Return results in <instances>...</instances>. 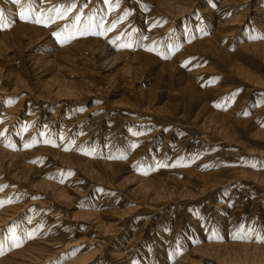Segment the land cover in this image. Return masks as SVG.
<instances>
[{
    "label": "bare ground",
    "instance_id": "6f19581e",
    "mask_svg": "<svg viewBox=\"0 0 264 264\" xmlns=\"http://www.w3.org/2000/svg\"><path fill=\"white\" fill-rule=\"evenodd\" d=\"M83 1L21 0L20 4H13L12 0H0L1 8L3 7L0 10L3 11L8 20L12 21L9 27L0 30L1 56H7L10 52L15 54L19 52L20 48H30V46L42 43L41 47L44 50L39 49L37 50L38 52L31 53L28 60L32 62L31 64H35L36 69L40 73L45 72V68L48 66L52 68L54 64L52 68L54 70L49 79L43 80V74L37 77V80L41 82V90L48 91L49 94L53 95L54 100L66 98L68 102L73 101L72 107L74 110L83 100L94 96V92H96V95L99 93H105L106 95V93H110L111 88H114L117 89V92L122 91L119 99L117 97L116 101L118 103H124V105L132 107L133 110H140L142 113H147L148 110L153 109L154 111H151L155 112L159 123L171 125L163 142L170 136L172 129L180 132V138L177 140L174 149L179 146L183 148V144L185 147L187 141H189L188 136L184 134L186 132L185 129L187 127L190 128L192 123L194 126L192 131L195 132L197 130L201 132L197 134L200 137L199 141L202 143L213 146L214 143L224 144V148L209 155L210 157L218 158L215 162V164L219 163L217 166H211L212 164L210 167L205 166L203 160L209 157L205 156L191 166L189 165V168L183 169V172H185V177L183 178L173 175L160 176V173H157V171L147 176H127V181L128 179L135 180L136 187L134 188V192L141 194V197L137 201L139 207L135 206L134 209H148L152 212H155L160 205L169 204L174 199L185 201L188 204L189 202H194L198 197H201L202 201L203 197L206 198V196L209 197L213 193H217V196H220L221 199L216 200L213 204L217 210L215 211V225L217 226V230L215 231L220 237L225 234L226 229L232 231L235 229L236 231L238 227L235 228V220L233 219H237L239 216L242 210V202L237 199L236 204L226 214L229 208H226L229 197L227 196L226 199L222 198L223 192H221L224 190L225 185L233 182L240 184L243 187V192L253 188L256 191V199L264 198V195L259 192L261 190L264 191V163L260 162L261 164L249 167L250 165L247 166L248 163L237 165L239 162L228 159V156L226 157L227 145H232V148L239 147L243 151H258L259 155H264V150H260L261 147L264 148V102H260V99L264 96V0H129L130 5L126 11V0H123L122 4H119L117 0H111L109 3L104 2L105 0H99V6H97L96 10H88L92 6V2L89 1L86 9L77 13L78 6ZM70 5V10L64 12L63 18L57 15L56 12L50 11L56 7H60L63 11V9L68 8ZM253 7L255 8L253 9ZM36 8L37 11L34 13L33 18L40 19L41 23L25 22L19 19L18 13L20 11L36 10ZM252 13L254 14L250 16ZM99 14L102 15L101 18ZM192 15L193 18L191 17ZM77 16L80 17L78 26L73 23ZM45 24H47V27L44 26ZM113 24H115L114 28L112 27ZM85 29H87V34L82 35L81 33L85 32ZM109 29L111 30L109 31ZM98 32H102L103 34H91ZM54 33L57 35H54ZM139 38L144 40L142 47L140 44L138 46L141 48H138L135 44ZM56 39L60 40L59 44H54V40ZM52 45H56L57 49L55 51H50V47H54ZM109 45L111 46L110 48ZM124 45L130 46L124 47ZM108 49H112L111 54H113L114 62L120 60L122 66L108 76L109 79L106 80L108 89H105L98 81V84L95 83L96 79L94 76L97 74L99 66L106 61L103 62L107 56L100 57L104 56ZM148 49H151V51ZM184 64H187L185 68L183 67ZM72 67L75 68L72 69ZM66 72L71 73V75L75 74L77 77L75 79L73 77L69 78L65 76L67 75ZM13 73V77H11V73L7 74L8 80L11 77L13 81V90H17L21 86L26 87V76L22 72L21 74L19 72ZM136 84L142 86L136 89ZM92 88H94L93 92ZM126 93L131 95L125 98ZM2 97L3 92H0V101ZM252 97H255V99L252 103H248ZM25 98L29 99L30 95H26ZM134 98L137 101L133 100ZM23 99L22 97L19 102H23L25 100ZM29 101L28 104L30 103ZM19 102L12 107L5 105L0 108V127L2 124L13 122L22 105ZM192 107L195 108L194 112ZM91 109H94V107ZM248 110L251 112H248ZM60 111L62 115L63 113L66 115L68 109ZM33 112L31 111V113ZM88 112L89 110L85 111L82 115ZM38 113L40 112L38 111ZM54 117L52 119L53 128L55 123L59 122ZM79 118L80 116L77 117V119ZM185 118L188 119L187 124L183 122ZM77 119L76 122L74 121L75 123L70 124V127L80 124L81 120ZM82 119H84V116ZM73 120L70 121L73 122ZM153 120L141 117L138 123H144L141 127H148L149 124L147 123L153 122ZM68 124H66L67 127H69ZM89 124L86 126L89 127ZM79 127L82 128L81 126ZM87 127L86 129H89ZM153 131L151 134L146 133L147 131L141 133L140 137L134 138L132 142L136 145L138 144L136 143L138 140L146 139L140 144H144L145 148L149 147L152 137H154L153 135L157 132L156 130ZM29 132L30 130L24 131L22 138L20 137L21 144L27 138H30ZM84 138L85 135L84 137L80 136L78 140H75V145L81 143ZM248 140L258 141V143L249 144ZM2 142H4L3 138L2 140L0 139L2 167L5 164L6 168H13L14 172L11 178H16V180L22 176L36 177L34 176L35 166L29 163V161L32 160L31 158L34 155L41 153L42 155L43 153L52 154L54 160L60 162L56 164L57 166L60 165L65 169H76L80 173L71 174L66 182L59 186H55L56 183L52 184L38 175L40 178L36 183L44 184L45 186L42 185L44 187L47 186L50 189L47 192L50 196L47 197L48 200L46 198L45 203L43 201L34 202L37 204L34 210L36 213L35 217L28 213V216L26 215L27 217L25 216L24 219H22L23 216L19 218V221L17 220L18 224L15 233L21 238L19 247L11 246L10 233L6 235L1 233L0 245H2V248H0V264H40L46 259L45 256L52 253L51 246L54 245V234L51 232L45 233L51 221L57 222L56 229H62L64 225H67L66 221H70V223L72 221L76 223L84 221L86 223L87 221L89 226H86L87 230L85 232L92 231L88 229L98 230L104 239L103 245H107L113 239L116 227L131 213V210L108 209L109 211H103V209L102 211H98L80 209L73 213H65L63 210L66 206L65 204L73 198L71 195L77 193V191H74V181L79 179L81 173L88 175L90 178H97L99 181L106 180L112 183V180H115L119 175L122 166L139 156H135L136 154H134L136 153L134 151L137 149L133 150V154L125 162L121 160L107 162L105 160L93 159V157L92 160L83 159L74 151V145V148L72 147L74 150L71 149L65 152L60 149L61 143L58 146L59 148L51 149L43 144L41 140L39 142L40 144L42 143L40 146H28L26 142L24 144L27 145L26 147H21L19 150H10L7 147L1 146ZM178 143L180 144L178 145ZM77 145L76 147H78ZM255 146L259 148L255 149ZM163 149L161 152H163ZM230 152L232 156H235V151L230 150ZM158 159L159 157H157ZM93 164L97 166V169L93 168ZM54 165L52 166L54 167ZM4 179L6 178H3V181ZM191 179L197 183H194ZM17 181L19 182V180ZM112 184H115V182ZM18 185L19 187L23 186L20 183ZM193 185L196 188L195 191L191 189ZM234 186H232L231 191L235 190ZM5 187V190L0 188L3 189L1 190L0 197L4 193H8V191L12 192L18 189V187ZM20 191L22 192V190ZM10 196L12 197L13 195L11 194ZM22 197L24 198L25 196L23 195ZM23 198L20 197V199ZM7 200L6 202H8ZM48 201L54 203L52 205V212L49 214L51 220L49 219L46 225L40 226L41 218L47 217L43 216L45 213H48ZM11 202L8 203L11 204ZM183 204L180 206H183ZM254 204L251 205V214H249V218L247 219L249 221L247 222L248 226L241 229V232L236 231L233 233L230 231V236L222 240L221 238H204V242L200 245H187V252L179 244L175 246L168 242L165 247L160 248L158 257L148 254V260L146 258L147 249L141 247L142 253L135 257L138 261L137 264H154L155 261L157 262L156 264H199L202 261L206 262L208 260L211 261L210 264H264V243L258 242V236L255 235L259 229L260 219L256 218V221L252 220L255 210ZM16 205H18V202L15 205L13 204V206L7 204L0 207V232L2 231L1 227L12 221L14 213L19 212L20 208ZM24 206L26 204L21 209ZM171 211H174V206L171 208ZM101 214L108 215L110 218L104 221L100 217ZM187 216L189 222L194 226L195 232L198 234V231H201V229L196 226V222L198 221L196 215L187 214ZM148 221L149 219H146L143 223H148ZM252 225L254 226L252 227ZM19 226L18 230L17 227ZM13 229L15 230V228ZM154 231L155 233L158 232L156 228H154ZM55 234L57 235V232ZM127 234H129V231ZM29 235L32 238H28ZM141 235H135V233L132 236L130 235L131 237L128 238V244L125 247L120 246L123 240L119 243L113 242L114 247L109 249V257L119 260V264H131L130 262L132 261L129 260L132 258H128L129 251L127 247L130 244H136L135 242L138 243ZM261 237H264V235ZM64 243L66 242H63L62 245ZM79 252L72 254L62 264H88V261L95 255L92 252L85 255ZM103 257L105 258V256ZM108 261L110 262L111 259ZM112 262L110 263L112 264Z\"/></svg>",
    "mask_w": 264,
    "mask_h": 264
},
{
    "label": "rangeland",
    "instance_id": "374dc122",
    "mask_svg": "<svg viewBox=\"0 0 264 264\" xmlns=\"http://www.w3.org/2000/svg\"><path fill=\"white\" fill-rule=\"evenodd\" d=\"M89 1L92 2V4H91L92 6H90L88 10H90V11L96 10L97 6H99L98 5L99 0H84L82 3L79 4L76 12L80 13L81 11L86 9V6H87ZM110 1L111 0H109V2ZM117 1L119 2V4H122L123 0H117ZM74 2H76V0H74ZM104 2H106V0ZM109 2H107V3H109ZM126 2L127 3L125 5V11L128 9V6L130 5L129 0H126ZM2 8L0 5V9H2ZM254 8L255 7H253V9ZM36 10H37V8H36ZM96 13H97V11H96ZM253 14L254 13L250 14V16H252ZM99 15L101 18L102 15L101 14H99ZM191 17L193 18V15ZM53 37H55V36H53ZM130 39H131V37H130ZM59 42H60L59 39L54 40V44H59ZM143 42H144V40L142 38H139L138 41L136 40L135 44L137 47L139 46V44L142 47ZM41 45H42V43L39 45L30 46V48H20L19 52L15 53V54L14 53L12 54L10 52V53H8L7 56H4V57H2L0 54V57H2V58H0V92H3V97L1 98V101H0V108L2 106H5V105L8 107H12L13 105L15 106L22 99V97L25 99V100L23 99L24 100L23 102H19V103H22V105H21L22 109L20 108V110L18 111V114L15 116L16 120L14 119L13 122H11V123H6V124L1 125V127H0V139L2 140V138H3V141H4L1 143V146L7 147V149H10V150L11 149L12 150H17V149L19 150V149H21V147L24 148L27 145L33 146V147L37 146V145L40 146L42 143L40 144L39 142H41V140H42L43 144H45L47 147H50L51 149L59 148L58 146H60V143H61L60 149L65 151V152H68V150L73 149L75 146V148H74L75 150L74 149L73 150L76 153H78V155H80V157H82L83 159H86V160L87 159L92 160V157H93V159L105 160L107 162H111L114 160L115 161L121 160L122 162H125L128 160V157H130L133 154L132 152L134 149L135 150L137 149L136 151H134V152H136V153H134V154H136L135 156H138V155L139 156L137 158L136 157L133 158L131 162L129 161L130 163L128 162L124 166H122V169H121L119 175L115 178V180H112V183L115 182V184H112L111 182H107L106 180H104V181L100 180L99 181L97 178H95V179L90 178L88 175H86V174L84 175L83 173H81V175L79 176V179L77 181H74L75 182L74 183V186H75L74 191L75 192L77 191V193H74L71 195L73 198L69 202H67L65 204L66 206L64 207L63 212H65V213H67V212L73 213L74 211H77L80 209L81 210L93 209V210H98V211L99 210L102 211L103 209H104L103 211H106V210L109 211V210H115V209L116 210L117 209L118 210L119 209L131 210V213L129 215H127V217H125L116 227L115 235H114L113 239H111L109 241L110 243L108 242L107 245H103L104 239L102 238V235L96 229H88V230H92V231L91 232L90 231L85 232V230H87L86 226H89L87 221H86V223L84 221L79 222V223H76L73 221H72V223H70V221H66L67 225H64L65 227L63 226L64 228L62 227V229L59 228L62 230V232H61V230L56 229V225H57L56 223L57 222L51 221L52 224L50 223V225L47 227L48 230L46 229L47 231H45V233L51 232L52 234H54V236H53V238H54L53 244L54 245L51 246V250H52L51 252L53 254L51 253V254L46 255L45 256L46 259L43 260V261H45V260L46 261L45 262L42 261L40 264H62L68 259V257H70L72 254L79 252L80 250H82V251H80L79 253L82 255H85V254H88L91 252H92V254L95 253V255H94L95 258L93 256L90 259L91 261L90 260L88 261V264H90V263L91 264H93V263L94 264H101V263H105L106 261L107 262L105 264H109L112 261H113L112 264H117L120 261L109 257L110 256L108 253L109 249L114 247L113 242L119 243L121 240H123V241H122V244L120 246L125 247V245L128 244V242H127L129 240L128 238H130L134 233H135V235H137V234H139V235L142 234V235L140 236L138 243L135 242L136 244L133 243V244L128 245V247H127V250L129 251L128 252L129 253L128 258L129 259L132 258L129 260V261H132V262H130L131 264H137L138 261H137V258H135V257H137L138 255H140L142 253L141 249L143 247H145L147 249V255H146L147 260H148L149 255H153L155 257H158V255L160 254V250H161L160 248L165 247L168 244V242L172 243L175 246H177L179 244V246H181L182 249H184L186 251L187 245L197 246V244L200 245L201 243L204 242L205 239H209V238L210 239L221 238V240H222L223 238L230 236V234H229L230 231L233 233H235L236 231L241 232L242 231L241 229L245 228V226H248L247 222H249V221H247V219L249 218V214H251L250 210H251V205L253 203H255L254 204L255 210H254V212L252 211L253 212V219L252 218L251 219L255 220V221L257 220L256 218L260 219L259 229L255 235L258 237L259 236L261 237L262 235H264V232H263L264 231L263 230V226H264V198L256 199V191L253 188L250 189L249 191L243 192V187L240 184H237L234 182L229 183V185L228 184L225 185V187L223 188L224 190H222L221 192H223L222 198L226 199L227 196L229 197L228 203H227L228 206L226 207V208H228V207L229 208L227 209L228 211L226 214H228L230 208H232L233 205L236 204L237 199H239L240 202H242L241 203L242 210L240 211L239 216L237 217V219H233V220H235V224H234L235 228L236 227H238V228L236 229V231H235V229L233 231L230 229H226L227 231L221 237L219 235H217V233L215 231V230H217V228H216L217 226L215 225V222H216L215 221V216H216L215 211H217V210L215 209L213 204L216 200L221 199L220 196H217V193H213V195L209 196L211 198H209L208 196H206V198L203 197L202 201H201V197H198V198H196L197 200L195 199L194 202H189L188 204L185 201H180L179 199H174L169 204L167 203L168 205L167 204H162V206L160 205L159 208L155 210V212H152L148 209H146V210L141 209V208L140 209H134L135 206L139 207V204L137 203V201L141 197V194L139 192H134V188L136 187V183H135L136 181L135 180L133 181L131 179H128V181H127V176L128 177L134 176V175L135 176H139V175L147 176L151 173L158 171L157 173H160V176L173 175V176H176L178 178H183V177H185L184 176L185 172H183V169L189 168V165L191 166L193 163L200 160V158L205 157V156H209L210 154H212V152H217L218 150H221L222 148L225 147L224 144L214 143V146H213L210 144L208 145L207 143H205V144L202 143L201 141H199L200 137L197 134L199 131H197V130L195 132L192 131L194 129L193 128L194 126L192 123L191 124L192 126H190V128L187 127L188 129L187 128L185 129L186 132L184 134L188 136V140H189V141H187L185 147L183 144V148H182V146H179L178 148L174 149V147L176 146L177 140L180 138V132L172 129L170 136L167 137V140L165 142H163L165 135L167 134V132L171 128V125L170 124L168 125L167 123H166V125L165 124L162 125L161 123H159L157 121L158 117L155 115V112H152V111H154L153 109L148 110L147 113H145V112L142 113V112H140V110L137 111L136 109H134L135 110L134 111L132 107L124 105V103H122V104L118 103L116 100H117V97L119 99V96L122 93V91L117 92V89H114V88L110 89L111 94L106 93V95H105V93H103L104 94L103 95L102 93H99L96 95V92H94V94H95L94 96L83 100L78 106H76V109L74 108V110L72 107L74 104L73 101L68 102V100L66 98L65 99L67 101L64 98H62L61 100L60 99L54 100L53 95L49 94L48 91L41 90V87H40L41 82H39L37 80V77L39 75H42V74H43L42 75L43 80L49 79L52 76V72L54 70L52 68H53L54 64L52 65V68H50L51 66H48L45 68V72L43 71L40 73L39 70L36 69L35 64L34 63L31 64L32 62H30L28 60L31 53H34L39 49L44 50L41 47ZM52 46H54V47H50L51 48L50 51H55V49H57L55 47L56 45H52ZM110 47L111 46L109 45V48ZM141 47H138V48H141ZM157 51H158V49H157ZM111 53H112V49H108L107 53L104 56L100 57V58H103V57L107 56V57H105L106 59L104 58L103 62L105 60L106 61L102 65L99 66V68L97 69V72H96L97 74H95V76H94L96 79L95 83H97V81H98V83L102 84L101 86L105 87V89H108V86L106 85V82H107L106 80L109 79L108 76L113 74L116 69H118L122 66V62L120 60H116L114 62L113 54H111ZM1 64H2V66H1ZM186 66H187V64L183 65L184 68ZM74 68L75 67H72V69H74ZM13 72H19L20 74L22 72V74H24L26 76L25 77V78H27L26 79L27 80L26 81V87L23 86L24 87L23 88L21 86L20 88H17V90H13L14 85L12 83L13 81L11 80V77L14 76ZM46 72H47V74H46ZM68 72H70V71H68ZM10 73L12 76L8 80L7 74H10ZM65 76H67L69 78L73 77V79H75L77 77L75 74L71 75V73H67V75H65ZM136 85H137L136 89L138 87L142 86L140 84H136ZM34 88H35V90H34ZM26 89H27V91H26ZM91 90L93 92L94 88H92ZM28 91L31 93H29ZM26 95L27 96L30 95L29 99H31V101H29V99H26L27 97L25 98ZM130 95L131 94L126 93L125 98L129 97ZM254 99H255V97H252V99H250L248 101V103L249 102L252 103ZM133 100L137 101L136 98H134ZM8 101H12V103L9 104ZM28 101L30 102L29 104H28ZM260 102H262V103L264 102V96H262V99H260ZM58 106H60V107H58ZM69 107H71V108H69ZM93 107H94V109H91ZM62 109H68V112H66V115H64V113L62 115V112L60 111ZM192 109H194L193 110V112H194L195 108L192 107ZM87 110H89V112L87 113L88 115L87 114L82 115ZM31 111H34V112L31 113ZM38 111L40 113H38ZM69 112H70V114H69ZM136 112H139V113H136ZM248 112H251V111L248 110ZM29 113H31V114H29ZM36 113H37V115H36ZM101 113L104 115H102ZM27 114H29V115H27ZM32 114H33V116H32ZM100 114H101V116H100ZM189 115H188V117H189ZM79 116H80V118L77 119V117H79ZM83 116H84V119H82ZM53 117L56 118L57 121L60 122V123L56 122L54 128L52 127ZM141 117L142 118H148L149 120H152V119H154V120H153V122L151 121V122L147 123V124H149L148 127L147 126L141 127V125L144 124V123H138V121H140ZM73 118H74V120H73ZM76 119L81 120L80 124L76 125V126L73 125L74 127H70L71 126L70 124L75 123ZM66 120H68V121L73 120V122L67 121L69 123L68 124L66 122ZM63 121H64V123H63ZM65 122H66V124L69 125V127L66 126ZM183 122H185L184 124H187L186 122H188V119L185 118L183 120ZM57 123H58V125H57ZM87 124H89L88 125L89 127L86 126ZM16 126H17V128H16ZM79 126H81L82 128H80ZM23 127H25V128H23ZM86 127L89 129H86ZM32 128H34V129H32ZM77 128L79 129V131ZM93 128H94V130H93ZM27 130L28 131L30 130V132L28 133V134H30V136H29L30 138L29 139L27 138V140L25 142H23V144H21L20 141H21L22 135H23L24 131H27ZM153 130H156L157 132L153 135L154 137H152V140H151L149 147L145 148L144 144H143L144 146L142 144H140L143 141H145L146 139L138 140L136 142L138 144L134 145V142H132V140H134V138L136 139V138L140 137L141 133H143V132L145 133L146 131H147L146 133L151 134L154 132ZM84 131H86V132H84ZM88 132H89V134H88ZM199 133H201V132H199ZM4 134H5V137H4ZM66 134L67 135L69 134V136H67ZM84 135H85V138L83 139V141L81 143H77L78 145L77 144L76 145L78 147H76L75 140H78V138L80 136L84 137ZM201 135H203V134H201ZM43 136H44V138L42 139ZM32 140H33V142H32ZM45 141H48V142H45ZM26 142H27V145H24V144H26ZM248 143L249 144H251V143L257 144L258 141H253V140L249 141L248 140ZM179 144L180 143H178V145ZM62 146H63V148H62ZM66 147H67V149H66ZM227 147H228L227 148L228 150L226 153L227 154L226 157L228 156L227 157L228 159H230V160L232 159V161L239 162V163H237V165H241V163L242 164L248 163L247 166L250 165L249 167H253L255 164H261L260 162H262V164L264 163V155H262V154L259 155L258 151H253V150H248V151L244 150L243 151V149H241V148L239 149V147L232 148V145H227ZM151 148H152V150H151ZM254 148L257 149L259 147L255 146ZM162 149H163V152H161ZM230 150L236 152L235 154L233 153L235 156L231 155ZM260 150H264V148L261 147ZM139 151H143V152H139ZM238 152L240 153V155ZM184 154H186V155L183 156ZM228 154L231 156V158ZM173 156H175V157H173ZM157 157H159L158 160H157ZM209 157H207L203 160L204 163L202 162L205 166L210 167L211 164H212L211 166H213V165L217 166L219 164V163L215 164V162L217 161L218 158L216 159V157H210V158ZM160 158H161V160H160ZM171 158H172V160H171ZM31 159H29V160H31V161H29V163H31L32 165L35 166L34 176H36V177H31V176H28V177L25 176L24 177V176H22V177H19L17 179V180H19V182L16 180V178H11V175L14 172V169L13 168H6L5 164H4L5 168H4V166L2 167L3 164H1L2 162L0 159V164H1L0 168H3V169H0V184L2 183L0 185V188L4 189L5 186H6L5 188H7L9 186L11 188H17L18 187V189L13 190L12 192L8 191V193H4V195H1L0 202L4 200L3 206H6L7 204L13 206V204L15 205L18 202V205H16V206L18 208H20L19 212L17 211L18 213L17 212L14 213L15 215L13 216L12 221H10L9 223H7L3 227H1L2 231L0 232V236H1V233H3L4 235L9 234L8 230L10 228H12V229L15 228V232H16V226L18 224L19 218L24 216L22 218V219H24L28 213L31 214V216L35 217L36 213L34 212V210H35L37 204H35L34 202H42V201L44 202L46 200V198L50 196L49 193H47L50 191V189L47 188V186L44 187L45 186L44 184H42V185H44V186H42L41 183H38V182L36 183V181H39V178L41 176H42L41 178H43L44 180H47L48 182L50 181L52 184L56 183L55 186H59V185H63L71 174H73V173L79 174L80 173L76 169H65V168L61 167L60 165L57 166L56 164L59 161L54 160V157L52 156V154L43 153V155H42V153H41L38 155H34ZM53 164H55L54 167L52 166ZM242 166H244V165H242ZM93 168L97 169V166L94 165ZM180 170H182V171H180ZM38 175H40V177ZM3 178H6V179H4V181H3ZM10 178L12 181L10 180ZM125 178H126V180H125ZM6 180H7V182H6ZM191 180L194 183H197L193 179H191ZM13 182H16V183H13ZM19 183H20V185H23V186L19 187V185H18ZM3 185H4V187H3ZM232 186L235 187L234 191H231V189L233 188ZM3 189H0V193L2 192L1 190H3ZM191 189L195 191L196 188L193 185V186H191ZM20 190H22V192ZM44 190H46V191H44ZM79 192H81V193L79 194ZM259 192L262 195H264L263 190H261ZM11 194L13 195L12 196L13 199L10 196ZM22 194L27 199L25 197L23 198ZM20 197L23 199H20ZM2 198H3V200H2ZM7 199H9V200H7ZM6 200L8 202L12 201L11 204L6 202ZM15 200H17V201L15 202ZM47 200H48V198H47ZM27 202H28V204H27ZM19 203H20V205H19ZM24 203L26 204V206H24V208L21 209V207L23 205H25ZM60 203H62V202H60ZM53 204L54 203L49 202V205H48L49 207H47L48 213H45V215L43 216V217H45V216H47V217L41 218L40 226L46 225L47 222L49 221V219L51 220V217H49V214L52 212L51 210H52ZM181 204H183V206H180ZM31 206H32V208H31ZM173 206H174V211L172 212L171 208ZM0 207H2V206H0ZM25 207H27V208H25ZM187 214H192V215L195 214L196 215V219H198V221L196 222V224H197L196 226L200 227L202 232L198 231L199 232L198 234L195 232V228L192 225V223L189 222ZM100 217L104 221L105 220L107 221L110 218L108 215H105V214H101ZM146 219H149L150 222L148 221V223L144 224L143 222H145ZM178 223H180V224H178ZM68 224H69V226H68ZM253 226L254 225H252V227ZM120 227H121V229H120ZM17 228L19 230L20 226ZM87 228H90V227H87ZM154 228H156V230L158 231L157 233H155ZM127 230L129 231V234H127V232H128ZM56 232H57V235L55 234ZM19 233H18V235H19ZM116 233H118V234H116ZM126 234H127V236H126ZM183 236H185L186 238ZM58 238H60V239H58ZM167 239H169V240H167ZM58 240H59V242H58ZM62 241L66 242V243H64L62 245V243H63ZM56 242H58V243H56ZM69 242H70V244H68ZM143 243H145V244H143ZM58 250L61 252H59ZM57 251H58V253H57ZM130 253L132 256L130 255ZM68 254H70V255H68ZM103 256H105V258ZM104 259H105V262H104ZM109 259H111L110 262L108 261ZM156 263L157 262L155 261L154 264H156ZM210 263H211V261L208 260L206 262L202 261L199 264H210Z\"/></svg>",
    "mask_w": 264,
    "mask_h": 264
},
{
    "label": "snow or ice",
    "instance_id": "6c2138e0",
    "mask_svg": "<svg viewBox=\"0 0 264 264\" xmlns=\"http://www.w3.org/2000/svg\"><path fill=\"white\" fill-rule=\"evenodd\" d=\"M109 2V0H106V3ZM12 3L13 4H20L21 3V0H12ZM71 8V5L68 7V8H65L63 9V11L60 9V7H56L54 9H51L50 11H54L57 13V15H59L61 18H63V14L64 12L70 10ZM37 10L35 9H32V10H22L18 13V16H19V19L20 20H23L25 22H34V23H41L42 21L40 19H34L33 16H34V13L36 12ZM27 12V14H26ZM79 22H80V17L77 16L76 17V20L73 22L74 25H79ZM12 23V21L8 20L7 17L4 15L3 11L0 10V30L2 29H5L7 27L10 26V24ZM44 26L47 27V24H45ZM112 27L114 28L115 27V24L112 25ZM111 29H109L110 31ZM82 35L83 34H87V29H85V32H82L81 33ZM91 34H98V35H102L103 33L102 32H98V33H91ZM54 35H57L54 33ZM59 38V37H58ZM63 42V41H62ZM130 45H124V47H129ZM149 51H151V49H148ZM9 104L12 103V101H8ZM47 142V141H45ZM10 202V201H9ZM0 206H3V202H0ZM9 233H10V236H9V239L11 240V246L12 247H19L20 246V242H21V238L19 236L16 235L15 233V230L10 228L9 230ZM28 238H32L31 235H29ZM234 238H239V237H234ZM257 240L258 242H262L264 243V237H257ZM0 248H2V245H0Z\"/></svg>",
    "mask_w": 264,
    "mask_h": 264
}]
</instances>
